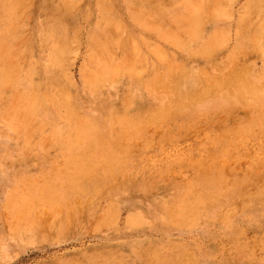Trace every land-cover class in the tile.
I'll return each instance as SVG.
<instances>
[{
    "label": "rangeland",
    "instance_id": "rangeland-1",
    "mask_svg": "<svg viewBox=\"0 0 264 264\" xmlns=\"http://www.w3.org/2000/svg\"><path fill=\"white\" fill-rule=\"evenodd\" d=\"M148 1L0 0V264H264V0Z\"/></svg>",
    "mask_w": 264,
    "mask_h": 264
},
{
    "label": "bare ground",
    "instance_id": "bare-ground-1",
    "mask_svg": "<svg viewBox=\"0 0 264 264\" xmlns=\"http://www.w3.org/2000/svg\"><path fill=\"white\" fill-rule=\"evenodd\" d=\"M17 1V0H16ZM74 1V0H73ZM103 1H105V0H103ZM148 1V0H147ZM155 1V0H154ZM219 1V0H218ZM10 1H8V3H9ZM94 2V1H93ZM126 2V1H125ZM138 2V1H137ZM149 2V1H148ZM213 2H214V0H213ZM73 3V2H72ZM108 3V2H107ZM136 3V2H135ZM182 3V2H181ZM205 3V2H204ZM203 3V4H204ZM3 4V3H2ZM1 4V5H2ZM71 4V3H70ZM75 4V3H74ZM94 4H95V2H94ZM143 4V3H142ZM196 4V3H195ZM200 4V3H199ZM9 5V4H8ZM92 5V4H91ZM186 5V4H185ZM197 5V4H196ZM195 5V6H196ZM201 5V4H200ZM94 6V5H93ZM143 6V5H142ZM141 6V7H142ZM94 7H96V6H94ZM138 7V6H137ZM140 7V6H139ZM144 7H146V5L144 6ZM143 7V8H144ZM184 7V6H183ZM28 8V7H27ZM97 8V7H96ZM136 8V7H135ZM147 8V7H146ZM149 8H150V6H149ZM212 8V7H211ZM210 8V9H211ZM219 8H221V7H219ZM17 9V8H16ZM99 9V8H98ZM123 9V8H122ZM126 9V8H125ZM3 10V9H2ZM26 10V9H25ZM133 10V9H132ZM137 10V9H136ZM149 10V9H148ZM7 11V10H6ZM64 11H66V10H63V12ZM69 11V10H68ZM68 11H66V12H68ZM112 11V10H111ZM127 11V10H126ZM135 11V10H134ZM177 11H178V9H177ZM181 11V10H180ZM186 11V10H185ZM199 11H200V9H199ZM209 11V10H208ZM212 11V10H211ZM210 11V12H211ZM24 12V11H23ZM102 12H105L104 10L102 11ZM123 12V11H122ZM144 12V11H143ZM188 12V11H187ZM214 12V11H213ZM213 12H211V13H213ZM15 13V12H14ZM17 13V12H16ZM124 13V12H123ZM141 13V12H140ZM149 13V12H148ZM197 13V12H196ZM201 13V12H200ZM203 13V12H202ZM1 14H2V12H1ZM61 14V13H60ZM100 14V13H99ZM125 14V13H124ZM7 15V14H6ZM9 15V14H8ZM14 15V14H13ZM67 15V14H66ZM70 15V14H69ZM134 15V14H133ZM156 15V14H155ZM10 16V15H9ZM120 16V15H119ZM126 16V15H125ZM135 16V15H134ZM195 16V15H194ZM203 16V15H202ZM210 16V15H209ZM16 17V16H15ZM22 17V16H21ZM20 17V18H21ZM103 17V16H102ZM10 18V17H9ZM25 18V17H24ZM41 18V17H40ZM45 18V17H44ZM55 18V17H54ZM61 18V17H60ZM59 18V19H60ZM112 18H114V17H112ZM122 18V17H121ZM124 18V17H123ZM133 18V17H132ZM135 18V17H134ZM133 18V19H134ZM5 19V18H4ZM13 19V18H12ZM18 19V18H17ZM46 19V18H45ZM58 19V18H57ZM97 19V18H96ZM106 19H107V17H106ZM183 19V18H182ZM208 19L209 18H207V21H208ZM15 20V19H14ZM20 20V19H19ZM39 20V19H38ZM53 20V19H52ZM51 20V21H52ZM91 20V19H90ZM136 20V19H135ZM141 20V19H140ZM12 21V20H11ZM10 21V22H11ZM98 21V20H97ZM138 21V20H137ZM91 22V21H90ZM102 22V21H101ZM104 22V21H103ZM120 22H122V21H120ZM123 22H125V20L123 21ZM140 22V21H139ZM186 22V21H185ZM13 23H15V22H13ZM19 23H21V22H19ZM36 23V22H35ZM38 23V22H37ZM36 23V24H37ZM55 23V22H54ZM107 23H111V22H106V24ZM115 23H117V22H115ZM162 23H164V22H162ZM171 23V22H170ZM176 23H178V22H176ZM10 24V23H9ZM91 24V23H90ZM98 24V23H97ZM130 24V23H129ZM138 24V23H137ZM191 24V23H190ZM193 24V23H192ZM18 25H21V24H18ZM18 25H15V26H18ZM139 25V24H138ZM156 25V24H155ZM179 25V24H178ZM9 26V25H8ZM8 26H6V27H8ZM50 26V25H49ZM57 26V25H56ZM141 26V25H140ZM152 26V25H151ZM161 26V25H160ZM54 27V26H53ZM101 27V26H100ZM112 27V26H111ZM130 27V26H129ZM159 27V26H158ZM10 28V27H9ZM9 28H8V30H9ZM95 28V27H94ZM113 28V27H112ZM122 28V27H121ZM149 28H151V27H149ZM156 28V27H155ZM187 28V27H186ZM11 29V28H10ZM158 29V28H157ZM117 30V29H116ZM128 30V29H127ZM150 30V29H149ZM152 30V29H151ZM13 31H15V30H13ZM96 31H98V30H96ZM110 31H111V28H110ZM148 31V30H147ZM163 31V30H162ZM169 31V30H168ZM188 31H190V30H188ZM50 32V31H49ZM57 32V31H56ZM93 32V31H92ZM123 32H125V31H123ZM53 33V32H52ZM67 33H68V30H67ZM66 33V34H67ZM101 33H103V31L101 32ZM118 33V32H117ZM134 33V32H133ZM156 33V32H155ZM187 33V32H186ZM11 34H14L13 32L11 33ZM43 34V33H42ZM18 35V34H17ZM94 35V34H93ZM100 35V34H99ZM98 35V36H99ZM108 35V34H107ZM20 36V35H19ZM38 36H39V34H38ZM66 36V35H65ZM123 36V35H122ZM129 36V35H128ZM90 37V36H89ZM105 37V36H104ZM131 37V36H130ZM17 38V37H16ZM91 38V37H90ZM122 38V37H121ZM160 38V37H159ZM15 39V38H14ZM118 39V38H117ZM126 39V38H125ZM128 39V38H127ZM163 39V38H162ZM193 39H195V38H193ZM41 40V39H40ZM61 40V39H60ZM89 40V39H88ZM101 40H103V39H101ZM100 40V41H101ZM137 40V39H136ZM142 40V39H141ZM212 40V39H211ZM2 41V40H1ZM5 41H6V39H5ZM97 41V40H96ZM138 41V40H137ZM164 41V40H163ZM168 41H169V39H168ZM2 42H4V39H3V41ZM9 42V41H8ZM93 42V41H92ZM99 42V41H98ZM118 42V41H117ZM121 42V41H120ZM27 43V42H26ZM48 43V42H47ZM101 43V42H100ZM145 43H146V41H145ZM171 43V42H170ZM175 43V42H174ZM173 43V44H174ZM188 43V42H187ZM5 44H7V43H5ZM15 45H16V43H14ZM19 44H20V42H19ZM97 44V43H96ZM131 44V43H130ZM148 44H150V43H148ZM153 44V43H152ZM186 44V43H185ZM23 45V44H22ZM32 45V44H31ZM43 45V44H42ZM49 45V44H48ZM58 45V44H57ZM124 45V44H123ZM134 45V44H133ZM147 45V44H146ZM155 45V44H154ZM18 46V45H17ZM59 46V45H58ZM126 46V45H125ZM207 46V45H206ZM7 47H9V46H7ZM47 47V46H46ZM113 47V46H112ZM2 48V47H1ZM12 48V47H11ZM22 48H24V47H22ZM55 48V47H54ZM54 48H53V50H54ZM89 48V47H88ZM98 48H101L102 49V47L100 46V47H98ZM106 48H108V47H106ZM122 48V47H121ZM126 48V47H125ZM131 48V47H130ZM176 48V47H175ZM178 48V47H177ZM182 48V47H181ZM31 49V48H30ZM128 49V48H127ZM201 49H203V48H201ZM13 50V49H12ZM29 50V49H28ZM51 50V49H50ZM139 50V49H138ZM49 51V50H48ZM113 51H114V49H113ZM146 51H149V50H146ZM5 52H6V50H5ZM16 52V51H15ZM51 52V51H50ZM116 52H117V49H116ZM126 52V51H125ZM168 52H169V50H168ZM200 52V51H199ZM29 53V52H28ZM53 53V52H52ZM90 53H91V51H90ZM107 53H109L108 51H107ZM151 53V52H150ZM197 53V52H196ZM93 54V53H92ZM95 54V53H94ZM105 54V53H104ZM114 54H116L115 52H114ZM113 54V55H114ZM138 54V53H137ZM166 54V53H165ZM172 54V53H171ZM11 55V54H10ZM86 55H87V53H86ZM9 56V55H8ZM26 56V55H25ZM48 56V55H47ZM131 56V55H130ZM173 56V55H172ZM6 57V56H5ZM50 57V56H49ZM87 57H91V56H87ZM93 57H94V55H93ZM140 57V56H139ZM20 58V57H19ZM22 58H24V57H22ZM27 58V57H26ZM29 58V57H28ZM95 58V57H94ZM106 58V57H105ZM129 58V57H128ZM88 59V58H87ZM108 59V58H107ZM116 59H118V58H116ZM141 59V58H140ZM3 60H5V59H3ZM17 60V59H16ZM48 60H49V58H48ZM156 60V59H155ZM167 60V59H166ZM6 61H7V59H6ZM11 61V60H10ZM23 61V60H22ZM129 61V60H128ZM12 62V61H11ZM28 62H30V61H28ZM36 62V61H35ZM139 62V61H138ZM148 62H150V61H148ZM178 62V61H177ZM2 63V62H1ZM49 63V62H48ZM98 63V62H97ZM109 63V62H108ZM136 63V62H135ZM151 63V62H150ZM5 64V63H4ZM60 64V63H59ZM83 64V63H82ZM85 64V63H84ZM83 64V65H84ZM113 64H114V62H113ZM155 64H157V63H155ZM164 64V63H163ZM180 64H182V63H180ZM20 65V64H19ZM21 65H23V64H21ZM26 65V64H25ZM24 65V66H25ZM32 65V64H31ZM81 65V64H80ZM101 65V64H100ZM34 66V65H33ZM47 66V65H46ZM85 66H87V65H85ZM115 66V65H114ZM21 67V66H20ZM48 67V66H47ZM82 67H84V66H82ZM109 67V66H108ZM153 67V66H152ZM151 67V68H152ZM1 68H3V67H1ZM8 68V67H7ZM10 68V67H9ZM15 68V67H14ZM19 68V67H18ZM165 68H166V66H165ZM180 68V67H179ZM4 69H5V67H4ZM37 69V68H36ZM87 68H85V70H86ZM98 69V68H97ZM108 69V68H107ZM124 69V68H123ZM12 70V69H11ZM31 70V69H30ZM84 70V71H85ZM101 70V69H100ZM133 70V69H132ZM1 71V70H0ZM4 71V70H3ZM96 71V70H95ZM121 71V70H120ZM124 71V70H123ZM2 72V71H1ZM81 72V71H80ZM83 72V71H82ZM81 72V73H82ZM134 72V71H133ZM34 73H36V72H34ZM86 73V72H85ZM90 73V72H89ZM142 73V72H141ZM3 74V73H2ZM1 74V75H2ZM4 74H5V72H4ZM80 74V73H79ZM128 74V73H127ZM104 75V74H103ZM129 75V74H128ZM189 75V74H188ZM5 76V75H4ZM13 76V75H12ZM190 76V75H189ZM16 77V76H15ZM46 77V76H45ZM84 77V76H83ZM87 77V76H86ZM136 77V76H135ZM6 78V77H5ZM106 78H107V76H106ZM119 78V77H118ZM143 78V77H142ZM184 78V77H183ZM10 79V78H9ZM40 79V78H39ZM44 79V78H43ZM42 79V80H43ZM47 79V78H46ZM49 79V78H48ZM109 79V78H108ZM117 79V78H116ZM130 79V78H129ZM182 79V78H181ZM194 79V78H193ZM33 80V79H32ZM140 80V79H139ZM166 80H167V78H166ZM45 81V80H44ZM97 81V80H96ZM116 81V80H115ZM14 82V81H13ZM52 82V81H51ZM98 82V81H97ZM149 82H150V80H149ZM12 83V82H11ZM45 83V82H44ZM157 83V82H156ZM37 84V83H36ZM51 84V83H50ZM54 84V83H53ZM119 84V83H118ZM150 84V83H149ZM49 85V84H48ZM61 85V84H60ZM87 85V84H86ZM144 85V84H143ZM165 85H167V84H165ZM177 85V84H176ZM4 86H6V84L4 85ZM16 86V85H15ZM49 86H52V85H49ZM99 86V85H98ZM27 87V86H26ZM41 87V86H40ZM55 87H57V86H55ZM54 87V88H55ZM90 87V86H89ZM166 87V86H165ZM120 88V87H119ZM151 88V87H150ZM159 88V87H158ZM167 88V87H166ZM260 88V87H259ZM62 88H60V90H61ZM103 89V88H102ZM106 89V88H105ZM127 89V88H126ZM257 89H258V87H257ZM21 90V89H20ZM107 90V89H106ZM112 90V89H111ZM173 90H175V88L173 87ZM250 90V89H249ZM108 91V90H107ZM113 91H114V88H113ZM166 91H168V90H166ZM170 91V90H169ZM262 91V90H261ZM2 92V91H1ZM7 92V91H6ZM9 92V91H8ZM31 92V91H30ZM49 92V91H48ZM57 92V91H56ZM23 93V92H22ZM59 93H60V91H59ZM90 93V92H89ZM128 93V92H127ZM61 94H62V91H61ZM113 94V93H112ZM171 94V93H170ZM178 94H180V93H177V95ZM257 94V93H256ZM262 94V93H261ZM41 95V94H40ZM58 95V94H57ZM87 95V94H86ZM127 95H129V94H127ZM126 95V96H127ZM174 95V94H173ZM109 96V95H108ZM167 96V95H166ZM38 97H40V96H38ZM49 97V96H48ZM70 97V96H69ZM95 97V96H94ZM139 97V96H138ZM172 97H174V96H172ZM19 98V97H18ZM29 98V97H28ZM28 98H26V99H28ZM61 98H62V95H61ZM104 98V97H103ZM121 98H122V96H121ZM125 98V97H124ZM168 98V97H167ZM179 98V97H178ZM30 99V98H29ZM52 99V98H51ZM113 99V98H112ZM126 99V98H125ZM124 99V100H125ZM172 99V98H171ZM42 100V99H41ZM56 100V99H55ZM61 100V99H60ZM78 100V99H77ZM91 100V99H90ZM118 100V99H117ZM32 101V100H31ZM36 101V100H35ZM70 101V100H69ZM129 101V100H128ZM25 102V101H24ZM37 102V101H36ZM43 102V101H42ZM48 102V101H47ZM58 102V101H57ZM81 102V101H80ZM94 102H96V101H94ZM103 102V101H102ZM127 103V102H126ZM25 104V103H24ZM56 104V103H55ZM61 104V103H60ZM76 104V103H75ZM98 104V103H97ZM109 104V103H108ZM33 106H34V104H32ZM38 105V104H37ZM36 105V106H37ZM45 105V104H44ZM50 105V104H49ZM69 105V104H68ZM84 105V104H83ZM103 105V104H102ZM101 105V106H102ZM20 106V105H19ZM54 106V105H53ZM78 106V105H77ZM81 106V105H80ZM108 106V105H107ZM127 106V105H126ZM5 107V106H4ZM15 107V106H14ZM28 107V106H27ZM41 107V106H40ZM48 107V106H47ZM63 107V106H62ZM76 107V106H75ZM116 107V106H115ZM31 108V107H30ZM37 108V107H36ZM88 108V107H87ZM111 108V107H110ZM9 109V108H8ZM37 109H39V106H38V108ZM102 109V108H101ZM161 109H163V108H161ZM44 110V109H43ZM61 110V109H60ZM110 110V109H109ZM45 111V110H44ZM65 111V110H64ZM92 111V110H91ZM159 111V110H158ZM12 112V111H11ZM74 112V111H73ZM15 113V112H14ZM34 113H36V112H34ZM46 113V112H45ZM48 113V112H47ZM57 113V112H56ZM3 114H4V112H3ZM21 114V113H20ZM85 114V113H84ZM107 114V113H106ZM147 114V113H146ZM155 114V113H154ZM5 115V114H4ZM13 115V114H12ZM11 115V116H12ZM15 115V114H14ZM13 115V116H14ZM40 115V114H39ZM61 115V114H60ZM121 115V114H120ZM123 115V114H122ZM124 115H125V113H124ZM128 115V114H127ZM9 116V115H8ZM65 116V115H64ZM76 116V115H75ZM85 116V115H84ZM119 116V115H118ZM3 117V116H2ZM10 117V116H9ZM53 117V116H52ZM66 117V116H65ZM98 117V116H97ZM122 117V116H121ZM120 117V118H121ZM129 117V116H128ZM127 116H126V118H128ZM7 118V117H6ZM43 118V117H42ZM46 118V117H45ZM58 118V117H57ZM125 118V119H126ZM135 118H137V117H135ZM144 118V117H143ZM4 119V118H3ZM51 119H53V118H51ZM75 119V118H74ZM96 119V118H95ZM139 119V118H138ZM141 119V118H140ZM1 120V119H0ZM92 120V119H91ZM113 120H114V117H113ZM132 120V119H131ZM16 121V120H15ZM27 121H29V120H27ZM70 121V120H69ZM77 121V120H76ZM85 121V120H84ZM118 121V120H117ZM120 122V121H119ZM125 122H127L126 120H125ZM136 122V121H135ZM141 122V121H140ZM19 123V122H18ZM23 123V122H22ZM109 123V122H108ZM16 124V123H15ZM61 124V123H60ZM74 124V123H73ZM72 124V125H73ZM83 124H84V122H83ZM134 124V123H133ZM31 125V124H30ZM45 125V124H44ZM51 125V124H50ZM82 125V124H81ZM87 125V124H86ZM90 125H91V123H90ZM11 126V125H10ZM27 126V125H26ZM75 126V125H74ZM93 126H94V124H93ZM114 126V125H113ZM118 126V125H117ZM9 127V126H8ZM16 127V126H15ZM31 127V126H30ZM73 127V126H72ZM78 127V126H77ZM119 128V127H118ZM10 129V128H9ZM29 129V128H28ZM41 129H44V128H41ZM52 129V128H51ZM83 129V128H82ZM15 130H16V128H15ZM73 130V129H72ZM8 131V130H7ZM17 131V130H16ZM43 131V130H42ZM41 131V132H42ZM84 131V130H83ZM97 131V130H96ZM114 131V130H113ZM51 132V131H50ZM70 132V131H69ZM74 132V131H73ZM89 132V131H88ZM90 132H91V130H90ZM14 133H16V132H14ZM43 133V132H42ZM66 133V132H65ZM101 133V132H100ZM114 133V132H113ZM71 134V133H70ZM109 134V133H108ZM22 135V134H21ZM44 135V134H43ZM47 135H48V133H47ZM66 135H68L67 133H66ZM86 135V134H85ZM33 136V135H32ZM53 136V135H52ZM57 136V135H56ZM76 136V135H75ZM99 136V135H98ZM89 137V136H88ZM25 138V137H24ZM51 138V137H50ZM79 137H77V139H78ZM85 138V137H84ZM95 138V137H94ZM97 138V137H96ZM17 139V138H16ZM32 139V138H31ZM54 139V138H53ZM58 139V138H57ZM69 139V138H68ZM72 139V138H71ZM76 139V140H77ZM102 139H104V138H102ZM24 140V139H23ZM81 140V139H80ZM98 140H99V138H98ZM20 141V140H19ZM34 141V140H33ZM36 141V140H35ZM46 141H48V140H46ZM51 141V140H50ZM71 141V140H70ZM75 141V140H74ZM96 141V140H95ZM21 142V141H20ZM26 142V141H25ZM41 142V141H40ZM43 142V141H42ZM59 142V141H58ZM62 142V141H61ZM97 142V141H96ZM99 142V141H98ZM48 143V142H47ZM72 143V142H71ZM37 144V143H36ZM49 144V143H48ZM46 145V144H45ZM44 145V146H45ZM50 145V144H49ZM101 145V144H100ZM53 146H54V144H53ZM27 147V146H26ZM30 147V146H29ZM34 147V146H33ZM46 147V146H45ZM60 147V146H59ZM92 147V146H91ZM22 148V147H21ZM33 149V148H32ZM43 149V148H42ZM23 150V149H22ZM82 150V149H81ZM85 150V149H84ZM25 151V150H24ZM61 151V150H60ZM30 152V151H29ZM39 152V151H38ZM44 152H45V149H44ZM43 152V153H44ZM64 152V151H63ZM97 152V151H96ZM32 153H33V151H32ZM72 153V152H71ZM74 153H75V151H74ZM81 153V152H80ZM25 154H27V153H25ZM47 154V153H46ZM61 154H62V152H61ZM86 154V153H85ZM84 154V155H85ZM72 155V154H71ZM45 156V155H44ZM79 156V155H78ZM81 156H83V155H81ZM22 157V156H21ZM43 158V157H42ZM91 158V157H90ZM22 159V158H21ZM72 159V158H71ZM93 159V158H92ZM54 160V159H53ZM58 160V159H57ZM80 160V159H79ZM18 161H19V159H18ZM90 161V160H89ZM100 162V161H99ZM102 162V161H101ZM79 163V162H78ZM63 164V163H62ZM82 164V163H81ZM68 165H69V163H68ZM57 167V166H56ZM58 167H60V166H58ZM63 168V167H62ZM86 168V167H85ZM92 168V167H91ZM54 169V168H53ZM57 169V168H56ZM61 169V168H60ZM17 171H18V169H17ZM64 171V170H63ZM67 171V170H66ZM65 172V171H64ZM90 173V172H89ZM108 173V172H107ZM24 174V173H23ZM167 174H169V173H167ZM21 175V174H20ZM55 176V175H54ZM69 176V175H68ZM84 176H85V173H84ZM19 177V176H18ZM65 178V177H64ZM147 178V177H146ZM79 179V178H78ZM77 182V181H76ZM183 183V182H182ZM189 184V183H188ZM260 184V183H259ZM192 185V184H191ZM63 186V185H62ZM211 186V185H210ZM83 187V186H82ZM206 187V186H205ZM260 187H262V185H260ZM253 188H254V186H253ZM78 189V188H77ZM184 189H185V187H184ZM243 189V188H242ZM247 189V188H246ZM28 190H30V189H28ZM27 190V191H28ZM252 190V189H251ZM76 191V190H75ZM184 191V190H183ZM245 191V190H244ZM254 191V190H253ZM259 191V190H258ZM216 192V191H215ZM241 192V191H240ZM29 193V192H28ZM38 193V192H37ZM60 193H62V192H60ZM175 193V192H174ZM183 193V192H182ZM251 193V192H250ZM254 193V192H253ZM189 194V193H188ZM257 194H258V192H257ZM39 195V194H38ZM201 195V194H200ZM263 195V194H262ZM37 196V195H36ZM244 196V195H243ZM250 196V195H249ZM249 196H247V197H249ZM256 196V195H255ZM258 196V195H257ZM173 197V196H172ZM191 197V196H190ZM15 198V197H14ZM33 198V197H32ZM35 198V197H34ZM33 198V199H34ZM11 200V199H10ZM186 200V199H185ZM210 200V199H209ZM14 201V200H13ZM187 201V200H186ZM29 202V201H28ZM163 202V201H162ZM250 202V201H249ZM53 203V202H52ZM174 203H176V202H174ZM188 203V202H187ZM197 203V202H196ZM14 204V203H13ZM26 204V203H25ZM251 204V203H250ZM6 205H9V204H6ZM52 205V204H51ZM197 205V204H196ZM48 206V205H47ZM25 207V206H24ZM184 207V206H183ZM29 208V207H28ZM41 208V207H40ZM168 208V207H167ZM17 210H18V208H17ZM189 210V209H188ZM13 211V210H12ZM19 211V210H18ZM167 211H168V209H167ZM197 211V210H196ZM31 212V211H30ZM29 212V213H30ZM173 212V211H172ZM20 214V213H19ZM19 216V215H18ZM57 217V216H56ZM18 218V217H17ZM24 218V217H23ZM32 218V217H31ZM177 218V217H176ZM34 219V218H33ZM57 219V218H56ZM153 219V218H152ZM177 220V219H176ZM165 221V220H164ZM96 226V225H95ZM15 230V229H14ZM17 231V230H16ZM174 244V243H173ZM164 246V245H163ZM108 253V252H107ZM111 255V254H110ZM107 256V255H106ZM110 257V256H109ZM162 259V258H161ZM163 260V259H162ZM123 262V261H122ZM176 262V261H175ZM154 263V262H153Z\"/></svg>",
    "mask_w": 264,
    "mask_h": 264
}]
</instances>
